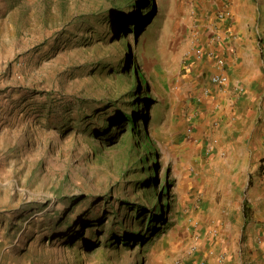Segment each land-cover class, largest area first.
Masks as SVG:
<instances>
[{
  "label": "rangeland",
  "instance_id": "1",
  "mask_svg": "<svg viewBox=\"0 0 264 264\" xmlns=\"http://www.w3.org/2000/svg\"><path fill=\"white\" fill-rule=\"evenodd\" d=\"M192 1L0 0V264H209L237 141L200 115Z\"/></svg>",
  "mask_w": 264,
  "mask_h": 264
},
{
  "label": "crops",
  "instance_id": "2",
  "mask_svg": "<svg viewBox=\"0 0 264 264\" xmlns=\"http://www.w3.org/2000/svg\"><path fill=\"white\" fill-rule=\"evenodd\" d=\"M192 5L199 36L193 42L198 56L192 64L197 66L194 79L207 78L205 72L210 75V69L218 71L221 64L228 76L226 84L212 90L214 105H205L208 109L200 115L210 125L215 120L220 135L236 134L237 141L235 157L208 158L211 165L226 162L231 166L221 171L234 183L224 191L225 208L204 206L199 252L209 264H264V0H193ZM224 10L231 15H215ZM206 147L214 149L210 142ZM218 147L223 153L229 149L221 141ZM249 179L252 183L246 194ZM209 183V189L221 187L210 178ZM232 188L238 189V200L232 199ZM217 210H221L219 216L214 215Z\"/></svg>",
  "mask_w": 264,
  "mask_h": 264
},
{
  "label": "built area",
  "instance_id": "3",
  "mask_svg": "<svg viewBox=\"0 0 264 264\" xmlns=\"http://www.w3.org/2000/svg\"><path fill=\"white\" fill-rule=\"evenodd\" d=\"M230 15H231V12L229 10H224V11H220L217 13L218 18H224ZM218 67H220L221 69L214 72L210 76L209 81L211 84L222 87L224 84L228 82V76L226 75L223 69L224 66H222V64L219 65ZM201 264H206V263L205 261H202Z\"/></svg>",
  "mask_w": 264,
  "mask_h": 264
},
{
  "label": "trees",
  "instance_id": "4",
  "mask_svg": "<svg viewBox=\"0 0 264 264\" xmlns=\"http://www.w3.org/2000/svg\"><path fill=\"white\" fill-rule=\"evenodd\" d=\"M128 17V20L129 21H135L136 20V17L131 15V16H127ZM122 119L125 121H127V123L129 124V126H131V129L133 131H135L136 133H138V130H137V127H136V121H135V117H134V114L132 113H129V114H124L122 115ZM246 210V209H245ZM155 216V215H154ZM150 217H151V214H150ZM154 218V217H153ZM149 226V225H148ZM152 226V224H151ZM150 226V228H151Z\"/></svg>",
  "mask_w": 264,
  "mask_h": 264
}]
</instances>
